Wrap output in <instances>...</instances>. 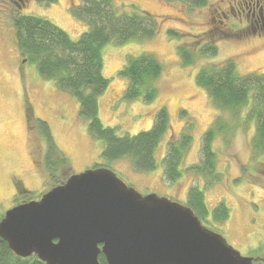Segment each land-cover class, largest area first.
<instances>
[{
	"label": "rangeland",
	"instance_id": "374dc122",
	"mask_svg": "<svg viewBox=\"0 0 264 264\" xmlns=\"http://www.w3.org/2000/svg\"><path fill=\"white\" fill-rule=\"evenodd\" d=\"M80 2L0 0V217L23 200L17 196L18 181L32 193L33 199L54 186L44 162L47 142L37 123L40 119L48 123L55 142L69 159L70 169L62 168L57 177L69 178L104 165L143 195L155 193L184 205L189 204L190 191L198 188L210 211L221 202L229 209L223 223L210 217L209 221L201 218L203 224L222 234L241 255L255 258V264H264V185L259 182L264 183V176L256 172L264 152L260 155L254 151L257 121L250 115L253 110L250 111L251 106L235 112L219 110L208 92L196 83L198 71L210 61L222 63L234 59L240 74L264 72V43L256 37L245 38L231 32L228 28L233 20H227L225 25L218 16L214 20L212 10H225L230 6L226 0H209L207 6L192 9L169 0H113L120 10L134 7L146 10L159 22V31L151 38L122 44L110 42L104 47L103 73L110 84L99 99L103 125L116 129L119 136H132L151 129L160 108L165 107L169 113V131L155 154L157 167L138 171L129 157L115 160L102 157L105 144L91 134L89 121L80 114L78 98L42 76L37 64L28 61L17 45L13 18L19 14L48 19L77 40L88 28L74 11ZM171 29L182 33L185 43L203 36L217 37L218 53L202 56L194 65L183 64L178 50L180 41L169 35ZM142 53L153 54L163 66L155 81L157 96L151 102L128 99V80L119 74L130 58ZM30 105L34 118L32 132L26 117ZM217 119L229 122L232 128L216 136L214 166L201 173L198 166L205 159L204 134ZM187 133L192 143L179 164L180 177L172 182L164 174L166 154L171 145L183 143Z\"/></svg>",
	"mask_w": 264,
	"mask_h": 264
},
{
	"label": "trees",
	"instance_id": "16d2710c",
	"mask_svg": "<svg viewBox=\"0 0 264 264\" xmlns=\"http://www.w3.org/2000/svg\"><path fill=\"white\" fill-rule=\"evenodd\" d=\"M169 1L182 2L191 9L209 4V0ZM74 11L88 27L77 40H73L65 30L48 19L25 14L14 16L13 24L19 50L28 61L37 64L42 76L54 80L61 90L78 98L80 114L89 121L91 134L105 144L102 153L104 159L129 157L138 171H151L157 167L155 154L171 124L166 108L162 107L157 112L151 129L132 136H119L116 129L103 125L99 117V99L110 84L103 73L105 45L110 42L122 44L133 39L151 38L158 33L159 22L155 15L146 10L136 7L120 10L114 5L113 0H81ZM168 33L172 38L179 39V55L185 65H194L202 56L208 57L218 53L217 37L203 36L193 42L185 43L183 34L179 31L171 29ZM162 70L161 62L153 54L142 53L130 58L119 72L128 80L126 97L142 98L146 102L155 100L157 96L155 81L162 74ZM196 83L208 92L213 104L219 110L235 112L240 108L251 106L250 111H253L250 115L257 121L254 151L261 155L264 152V72L240 74L234 59L222 63L210 61L198 71ZM26 117L32 132L34 118L31 105L27 108ZM37 123L47 142L44 162L56 186L68 178H59L56 173L64 167L70 169L69 159L55 142L48 123L40 119ZM229 126V122L223 123L217 119L205 132L202 144L205 159L204 163L198 166L199 172L202 173L206 168L214 166L216 152L213 149V141L225 129L231 130L232 126L231 128ZM191 143L192 137L187 133L183 143L171 145L170 150L167 151V167L164 168V174H167L172 182H176L181 175L179 164ZM99 166L104 165L95 167ZM256 166V172L264 176V159ZM19 182L16 183L17 196L23 198L19 203L32 200V193ZM259 182L264 185L262 181ZM188 196V205L200 218L209 221L211 217L214 221L222 223L227 219L229 209L224 203L221 202L210 211L200 189H192ZM16 199L18 200V197ZM99 260L106 264L104 254H100ZM0 264L46 263L36 255L29 257L15 255L8 243L0 237Z\"/></svg>",
	"mask_w": 264,
	"mask_h": 264
},
{
	"label": "water",
	"instance_id": "95a60500",
	"mask_svg": "<svg viewBox=\"0 0 264 264\" xmlns=\"http://www.w3.org/2000/svg\"><path fill=\"white\" fill-rule=\"evenodd\" d=\"M0 237L46 264H103L101 253L106 264H255L189 205L143 195L104 166L7 210Z\"/></svg>",
	"mask_w": 264,
	"mask_h": 264
},
{
	"label": "flooded vegetation",
	"instance_id": "af4514ba",
	"mask_svg": "<svg viewBox=\"0 0 264 264\" xmlns=\"http://www.w3.org/2000/svg\"><path fill=\"white\" fill-rule=\"evenodd\" d=\"M226 2L230 6L224 8L225 10L221 7V9L212 10L214 20L218 16L219 22H223L224 25L227 20H233L232 26L228 28L231 32L245 38L256 37L260 39L261 43H264V0H226ZM234 25L238 26L236 30L232 28ZM218 28L216 27V29ZM219 30L223 31L224 28L220 27Z\"/></svg>",
	"mask_w": 264,
	"mask_h": 264
}]
</instances>
